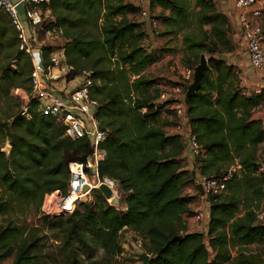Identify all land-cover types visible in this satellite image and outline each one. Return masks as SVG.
Returning a JSON list of instances; mask_svg holds the SVG:
<instances>
[{"label": "trees", "instance_id": "trees-1", "mask_svg": "<svg viewBox=\"0 0 264 264\" xmlns=\"http://www.w3.org/2000/svg\"><path fill=\"white\" fill-rule=\"evenodd\" d=\"M155 6L169 11L155 17L165 27L163 35L182 37L185 68L193 70L206 56L200 88L186 105L188 127L202 150L192 172L220 177L235 160L241 167L225 193L207 198L206 230L189 232L186 226L196 197L184 190L194 180L183 169L184 142L163 129L170 127L162 115L172 110V102L156 105L158 80L142 75L159 55L143 46L138 5L133 0H49L51 26L65 40L62 51L72 68L66 81L91 72L90 97L99 104L95 119L106 132L98 146V174L117 184L119 204L110 205L94 189L92 200L76 202L69 215L43 213L50 193H67L69 164L85 163L92 148L86 138L65 137L62 121L42 115L35 100L29 119L19 115V100L11 91H30L31 64L18 52L9 19L0 12V264L10 257L12 264H81V257L90 260L99 251L112 260L123 253L124 230L142 240L147 264H262L243 249L264 244V224L256 223L253 212L263 198L255 162L264 125L252 117L264 104V89L247 96L239 81L237 87L232 83L236 74L221 57L234 45L228 19L213 0H150ZM51 50L44 48L46 55ZM47 243L55 246L45 252Z\"/></svg>", "mask_w": 264, "mask_h": 264}, {"label": "built area", "instance_id": "built-area-1", "mask_svg": "<svg viewBox=\"0 0 264 264\" xmlns=\"http://www.w3.org/2000/svg\"><path fill=\"white\" fill-rule=\"evenodd\" d=\"M143 2L144 0H134V3L140 8V17L148 18L147 10L142 7ZM48 3L49 0H0V12L6 14L9 19V24L15 33L18 52L27 57L31 64L30 91L28 93L21 89L11 91L13 97L19 100V115L29 119L30 101L35 100L37 110L42 115L62 121L65 137L73 141L86 138L92 148V154L85 163L69 164L67 193L62 194L57 190L47 197L43 213L56 218L71 214L77 201L89 199L91 191L98 189L102 184L110 188L113 197L118 198V193L117 184L114 181L100 178L98 174V161L102 159V154L98 152V146L105 138L106 132L102 128L99 130L95 119L99 104L97 100L90 97V89L93 86L91 72L81 71L75 77L79 79V82L71 90L63 91L59 88L61 83H67L66 77L72 68L66 63L63 51L54 46L55 41L60 40L61 36L51 26L53 18L49 9L46 8ZM20 4L24 9L22 15H19L17 11V6ZM235 6L241 11L238 23L249 64L252 69L262 71L264 70V32L260 25V19L264 12V0H235ZM148 19L150 26L154 31H157V20L152 17ZM46 47L53 49L47 55L44 52ZM145 50L149 51L147 48ZM11 68L16 69V65L12 63ZM180 76L182 82L189 86L192 83L193 70L184 68ZM163 87L165 88L166 85L163 84ZM166 90L169 89L166 88ZM170 90L171 95L162 90L154 103L157 105L165 101L172 102L176 121L175 126L168 133L180 136L185 144L183 153L194 159L201 154L202 150L187 124L188 117L183 90L179 85L173 86ZM240 169L238 160H235L233 165L220 177L195 174L192 185L193 192L208 205L207 198L225 193L227 182ZM257 175L261 176L264 182V161L259 162ZM198 186L201 187L203 194L197 190ZM85 187L87 190L83 191ZM184 193L189 195L190 190ZM71 196H74L72 202L71 199L69 200ZM263 203L253 210L255 221L260 224H264ZM204 213L199 210L194 212L191 218L193 222L191 228L194 230H188L189 232H199L201 227H207L209 212ZM136 244L142 248L141 239H136Z\"/></svg>", "mask_w": 264, "mask_h": 264}, {"label": "crops", "instance_id": "crops-1", "mask_svg": "<svg viewBox=\"0 0 264 264\" xmlns=\"http://www.w3.org/2000/svg\"><path fill=\"white\" fill-rule=\"evenodd\" d=\"M213 1L215 2L219 12L224 14L228 19V37L230 38V40L234 45V50L224 56V59L226 60V64L233 67V70L237 75L239 81L238 85L247 96L251 94H259V92L262 89H264V70L256 71L252 69L249 64L248 57L246 55L243 41L241 38V28L238 23V16L241 11L238 8H236L235 0H213ZM142 7L147 10L148 18L149 17L155 18L161 15L164 16L169 15V11H164L158 6L151 8L150 0H144ZM148 18H141L140 14H138L135 17V19L143 25V29L146 34L145 39L143 41L144 48H147L150 52L152 51L158 54L159 59L151 66L144 69L142 75L144 76V78H147L149 80H158L157 88L160 91L166 90V88L169 87V92H171L170 89L173 86L179 85L182 88L183 92L186 93L188 85L182 82L180 76L182 70L185 68L182 62L183 54H184L182 37L180 35L175 37L163 35V33L165 32V27L162 25V23H160L159 20H157L158 30L154 31V29L150 26ZM260 25L264 31V17L261 18ZM59 41L60 44L57 47H59V50H62L65 40L61 37ZM203 56L206 59V56L205 55ZM176 70L178 71L177 76H175L174 74ZM78 82L79 79L75 78L71 82H67L65 84L61 83L60 84L61 90L64 91L66 89V91H69ZM163 84L166 85L165 88L163 87ZM166 115H167L166 113H163L162 117L164 118L166 117ZM252 117L254 119L260 120L264 125V104L257 107L253 111ZM167 118L169 119V117ZM172 128L173 127L170 126V127H164L163 129L166 132H170ZM257 151H258L257 156L260 160L259 162L264 161V143L259 144ZM181 158H182L183 169L192 172L193 159L184 153L182 154ZM195 174L198 173L195 172ZM187 189L191 191L189 193V196L197 197L195 202L190 204L189 206L190 211L195 212L199 210L203 213L204 212L206 213V211H208V205L204 203L200 198H198L197 194L192 192L193 189H190V187H187ZM263 195H264V191H263ZM196 202H199V204L196 205L197 204ZM262 203H263V198L260 200L259 204L261 205ZM185 221H186L187 229L194 230L191 228V224L193 223L192 219L187 217L185 218ZM205 230L206 227L203 226L201 227L199 232L203 233Z\"/></svg>", "mask_w": 264, "mask_h": 264}, {"label": "rangeland", "instance_id": "rangeland-1", "mask_svg": "<svg viewBox=\"0 0 264 264\" xmlns=\"http://www.w3.org/2000/svg\"><path fill=\"white\" fill-rule=\"evenodd\" d=\"M263 17H264V14L262 15L261 18H263ZM55 43L56 44H54V46L57 47V46H59L60 41L59 40L55 41ZM58 49H59V47H58ZM2 54L3 53L0 54V57H2ZM177 72H178L177 70L174 72L175 76L178 75ZM149 76H150V74H149ZM163 81H166V80H163ZM232 83L234 84L235 87H237L238 80L236 78V75L232 78ZM59 88H61V87H59ZM168 89H169V87H168ZM165 91L170 94L169 90H165ZM184 95H185V93H184ZM167 112H169V113L164 118H167V116H168L169 119H167V120L169 121V126L174 127L176 120L174 118L173 112L171 109L169 111L167 109ZM9 150H10V147L8 145H6L3 149V151H6V152H8ZM190 189H192V186H190ZM188 190H186V191H188ZM198 198H199V196H198ZM91 200H92V197L90 194L89 199H87L86 201L79 200V201H77V203L78 202H90ZM108 201L113 206L111 199H108ZM196 203H197L196 205L199 204V202H196ZM117 206L118 205H115V207H117ZM193 215H194V212H192V214L188 218H192ZM0 223H1V220H0ZM136 239L137 238L135 237V235H133L130 231L124 230V231H122V233L120 235V243H121L122 249H123V253L120 256H117L111 260V258L107 257L103 253V251H99L98 253L95 252L96 253L95 258L88 260L86 257L83 256L80 258V262H81V264H142V260L139 259L138 255L143 254V249L139 248L137 246ZM206 243H207V240H205V244ZM54 246H55L54 243L53 244L47 243V249H44V251L45 252H47L48 250L50 251L53 249L52 247H54ZM207 248H208V246H207ZM243 250L247 253H250L254 256H257L260 259L261 263L264 264V244H254V245H251L249 247L244 248ZM232 255H233V257H236L237 251L234 250ZM211 257H212V255L210 254V258ZM12 259H13V257H10L7 260H5L4 262H2L1 264H12Z\"/></svg>", "mask_w": 264, "mask_h": 264}, {"label": "water", "instance_id": "water-1", "mask_svg": "<svg viewBox=\"0 0 264 264\" xmlns=\"http://www.w3.org/2000/svg\"><path fill=\"white\" fill-rule=\"evenodd\" d=\"M17 11H18L19 15H22L24 13V9H23V6L21 4L17 6ZM221 59H224V56H222ZM206 68H207L206 59L202 55L199 59L198 65L193 69L192 83L188 86L186 93H185L184 103L186 105H187L188 98L190 97V95L200 88L201 79L205 73ZM189 122H190V118H188L187 124H189ZM99 130H101L100 126H99ZM258 164H259V161H256L255 165H258ZM192 176L193 177L195 176V172H192ZM86 190H87V187L83 188V191H86ZM98 190L101 192V194L103 195V197L105 199H111L113 206L119 204V199L117 197L112 196V191L110 190L109 187L102 184L99 186ZM197 190L200 192V194H203L200 186L197 187ZM254 225H257V224L254 223ZM139 259L142 260V264H147L149 257L145 254H140Z\"/></svg>", "mask_w": 264, "mask_h": 264}, {"label": "bare ground", "instance_id": "bare-ground-1", "mask_svg": "<svg viewBox=\"0 0 264 264\" xmlns=\"http://www.w3.org/2000/svg\"><path fill=\"white\" fill-rule=\"evenodd\" d=\"M73 198H74V196H71V197L69 198V200L71 199V202H72V201L74 200Z\"/></svg>", "mask_w": 264, "mask_h": 264}]
</instances>
